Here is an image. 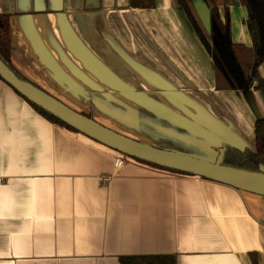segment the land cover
Wrapping results in <instances>:
<instances>
[{"label":"crops","instance_id":"1","mask_svg":"<svg viewBox=\"0 0 264 264\" xmlns=\"http://www.w3.org/2000/svg\"><path fill=\"white\" fill-rule=\"evenodd\" d=\"M203 1L222 18L228 8L232 41L252 47L240 0ZM0 15L10 18L15 70L77 112L187 95L200 157L216 158L223 145L255 149L264 91L216 90L212 54L175 0L150 10L130 0H0ZM115 155L0 81V264L167 255L177 264H253V254L264 264V197L133 159L117 169Z\"/></svg>","mask_w":264,"mask_h":264},{"label":"trees","instance_id":"2","mask_svg":"<svg viewBox=\"0 0 264 264\" xmlns=\"http://www.w3.org/2000/svg\"><path fill=\"white\" fill-rule=\"evenodd\" d=\"M187 14L201 39H206L203 26L200 27L197 14L190 0H175ZM247 10V27L252 38V47L236 44L232 41L229 9L226 8L224 18L221 17L217 7L211 8L212 21V58L215 66V88L217 91H264V78L260 68L264 65V0H240ZM133 9L150 10L156 7V0H130ZM200 21V20H199ZM201 24V22H200ZM202 25V24H201ZM205 31V30H204ZM206 33V31H205ZM207 34V33H206ZM12 37L10 18L0 15V59L16 75H20L12 65ZM0 81H3L0 76ZM5 82V81H4ZM29 82V81H28ZM6 83V82H5ZM10 86V85H9ZM36 86V85H35ZM11 87V86H10ZM38 87V86H37ZM14 91H16L14 89ZM17 92V91H16ZM18 93V92H17ZM19 94V93H18ZM22 96L21 94H19ZM23 97V96H22ZM30 105L48 121L60 125L72 132L79 133L71 126L65 124L52 114L44 111L34 103L23 97ZM83 115L93 118L91 115ZM255 149L240 150L227 147L224 164L226 166L251 172H261V160L264 156V119L260 118L255 123ZM117 153V152H116ZM138 162L186 176H193L175 170L163 168L139 159L130 158ZM253 264H258L257 255H252ZM121 264H177L176 257L167 256H133L120 259Z\"/></svg>","mask_w":264,"mask_h":264},{"label":"water","instance_id":"3","mask_svg":"<svg viewBox=\"0 0 264 264\" xmlns=\"http://www.w3.org/2000/svg\"><path fill=\"white\" fill-rule=\"evenodd\" d=\"M190 2L204 30L209 36H211V9L203 0H190ZM208 41L207 38L202 39V43L206 47V50L212 54V46ZM0 76L3 81L30 102L52 114L65 124L71 126L80 134L119 154H122L123 156L139 159L163 168L179 171L196 177H201L243 192L264 197V171L261 169V172H251L226 166L224 161L228 145H223L218 149V155L214 162L170 150L156 148L122 135L99 123L94 118H89L70 108L41 88L28 81L20 79L1 59Z\"/></svg>","mask_w":264,"mask_h":264},{"label":"rangeland","instance_id":"4","mask_svg":"<svg viewBox=\"0 0 264 264\" xmlns=\"http://www.w3.org/2000/svg\"><path fill=\"white\" fill-rule=\"evenodd\" d=\"M212 5V8L217 7L216 3ZM196 18L200 27H202L198 17ZM203 34L211 42V37L204 30ZM186 96L184 95V101H162L158 96H152V98L140 97L137 101H134L135 104L125 101H102L91 102L88 107L82 105L77 107L84 114L91 115L104 126L129 138L156 148L161 147L160 149L163 150H170L201 159L202 157L198 155L199 152L191 146L193 131L199 130V127H193L188 123V119L191 117L190 108L194 110V107L197 106L194 101ZM112 120L115 122H112ZM127 128L131 130L137 128L140 132H124ZM142 130L145 132L144 134H141ZM200 151L207 152L208 150ZM203 157L204 160L215 161L214 157L205 155ZM261 168L264 171V161Z\"/></svg>","mask_w":264,"mask_h":264},{"label":"built area","instance_id":"5","mask_svg":"<svg viewBox=\"0 0 264 264\" xmlns=\"http://www.w3.org/2000/svg\"><path fill=\"white\" fill-rule=\"evenodd\" d=\"M127 160H129V159L126 156H123V155L116 153V155L114 157L115 168H117V169L122 168L126 164ZM106 181H107L106 178H104V179H102L101 182L103 185H105Z\"/></svg>","mask_w":264,"mask_h":264}]
</instances>
